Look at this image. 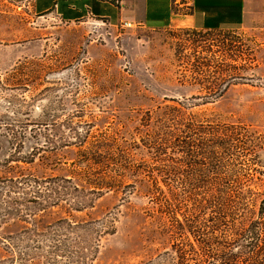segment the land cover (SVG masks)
<instances>
[{"label": "rangeland", "instance_id": "1", "mask_svg": "<svg viewBox=\"0 0 264 264\" xmlns=\"http://www.w3.org/2000/svg\"><path fill=\"white\" fill-rule=\"evenodd\" d=\"M200 29L121 27L96 17L67 21L53 12L36 14L32 0H0V264H47L35 248L43 238L36 232L67 217L111 220V233L102 234L89 264H157L170 248L169 219L152 202L143 172L134 175L113 158L128 160L131 151L136 163L152 161L131 144L156 128L172 98L186 101L189 111L246 124L264 140V0H247L243 19L221 28L224 33ZM206 37L229 38L232 54L249 56L253 66L207 102L192 99L202 91L187 80L196 74L191 46L214 43H203ZM216 62L202 74L223 75ZM148 110L153 117L146 125ZM260 164L264 171V147ZM18 176L72 177L80 191L54 206L30 202L32 188L1 182Z\"/></svg>", "mask_w": 264, "mask_h": 264}, {"label": "trees", "instance_id": "2", "mask_svg": "<svg viewBox=\"0 0 264 264\" xmlns=\"http://www.w3.org/2000/svg\"><path fill=\"white\" fill-rule=\"evenodd\" d=\"M223 27L230 26L200 29L199 33L220 34ZM202 42L209 44L193 42L191 46L195 58L191 65L196 74L187 80L202 91L192 99L207 102L225 92L233 84V77L244 79L241 71L253 66L249 56L232 54L229 38L206 37ZM216 51L224 58L216 60ZM204 52L211 56L203 55ZM236 57H240L238 64L234 63L238 61ZM214 61L223 75H203ZM232 68L238 69L236 76ZM171 101L173 104L165 105L156 119V128L147 129L139 142L131 144V149L144 148L152 161L136 163L131 151L128 160L113 158L116 166L134 175L143 172L150 182L152 202L169 219L166 231L171 237L170 248L159 256L157 264H264V189H256L264 183L261 134L213 112L189 111L192 106H187L186 101ZM145 115L148 125L153 114L148 110ZM112 148L119 150L120 146L114 144ZM72 173L80 176L76 171ZM83 175L89 182L91 176ZM1 182L20 189L32 188L34 196L30 202L41 203L42 199L52 206L69 197L74 200L76 196L72 195L80 191L72 177L18 176ZM95 223L100 226L96 228ZM107 233H111V220L60 218L36 232L43 238H37L39 244L35 248L45 252L47 264H89L100 237ZM61 258L65 261H59Z\"/></svg>", "mask_w": 264, "mask_h": 264}, {"label": "crops", "instance_id": "3", "mask_svg": "<svg viewBox=\"0 0 264 264\" xmlns=\"http://www.w3.org/2000/svg\"><path fill=\"white\" fill-rule=\"evenodd\" d=\"M247 0H32L36 14L53 12L67 21L101 18L149 29L191 26L207 29L243 19Z\"/></svg>", "mask_w": 264, "mask_h": 264}, {"label": "built area", "instance_id": "4", "mask_svg": "<svg viewBox=\"0 0 264 264\" xmlns=\"http://www.w3.org/2000/svg\"><path fill=\"white\" fill-rule=\"evenodd\" d=\"M121 27H129V26H131L132 24L130 23V22H128V21H122V22H120V24H119Z\"/></svg>", "mask_w": 264, "mask_h": 264}]
</instances>
